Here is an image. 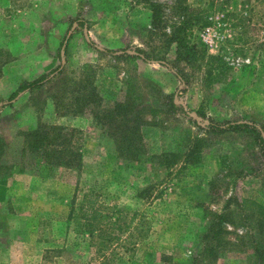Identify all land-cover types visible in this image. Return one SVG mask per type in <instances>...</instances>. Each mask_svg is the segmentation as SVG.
Returning a JSON list of instances; mask_svg holds the SVG:
<instances>
[{"label": "rangeland", "instance_id": "374dc122", "mask_svg": "<svg viewBox=\"0 0 264 264\" xmlns=\"http://www.w3.org/2000/svg\"><path fill=\"white\" fill-rule=\"evenodd\" d=\"M46 125L80 166L23 156ZM260 135L264 0H0V264H264Z\"/></svg>", "mask_w": 264, "mask_h": 264}, {"label": "trees", "instance_id": "16d2710c", "mask_svg": "<svg viewBox=\"0 0 264 264\" xmlns=\"http://www.w3.org/2000/svg\"><path fill=\"white\" fill-rule=\"evenodd\" d=\"M77 22L83 23V21H79V20ZM204 25H208V23L205 22ZM90 44L92 45V43ZM100 50L102 52H106V50L103 49ZM144 59L149 60L146 57H144ZM157 61L164 66L167 67L169 66L161 59ZM58 74L59 75L63 74V70H61V67L53 71L48 76H44L32 82L23 84L22 86L19 87L17 92L13 94L10 101H8V103L6 104L11 105L12 103H14L20 94L27 92L30 93V92H34L35 90L41 89L46 84L53 81L56 78V76H58ZM80 90H84V88L81 87ZM93 94L90 90L87 93L85 92L78 93L76 92V87H75V90L73 92L75 105H77L79 109H83V107H87V105L89 106V104H91L92 102H96V98H93L94 96ZM231 128L254 129L256 132H259V130L255 126L247 123L233 124L231 125ZM213 129L219 130L220 128L213 127ZM66 131H68L69 133H66ZM75 132H76L75 130H69L64 128L63 126H47V125L41 126L29 132H23L21 135L23 136V141H24V146L22 147V154L25 158L31 156L34 157V159H38L40 162L47 163L48 165H61V166H66L67 168H76L77 166H80L82 162V155L77 150L79 146H77V142L75 141ZM259 140H260V145L263 146L264 148V139L261 135L259 136ZM31 164H35V163L31 162ZM13 166L16 167L18 165L14 163ZM20 172H22V170ZM85 202L87 204L88 211L87 212L85 211L83 215L85 216V218H89L92 221V223L97 221L102 222L103 220L109 219L108 215H103V213L95 209V203H93L91 200H88V196L86 197ZM217 219L220 221V224L226 222L225 215L217 216ZM259 226L260 228H262L264 226V223H260ZM220 233L221 232L219 231L215 233L214 238H218L219 237L218 235ZM215 240L219 241V239H215ZM262 242H264V240ZM262 242L259 241L258 245L256 246V255L259 258V260H264V243ZM205 253L210 255L209 256L210 259H215L214 256H216L215 255L216 253L214 252V250L206 249Z\"/></svg>", "mask_w": 264, "mask_h": 264}, {"label": "crops", "instance_id": "0c3cea01", "mask_svg": "<svg viewBox=\"0 0 264 264\" xmlns=\"http://www.w3.org/2000/svg\"><path fill=\"white\" fill-rule=\"evenodd\" d=\"M9 21V29H13V19H11V20H8ZM14 22H17V20L16 19H14ZM7 38H9L10 39V41H8V40H6L4 43H2V44H4V46H9V45H13V39H12V36L9 34L8 36H7ZM1 41H4V40H1ZM8 41V42H7ZM53 71H55V70H53ZM53 71H51V72H48V73H45V74H42V75H40L39 77H37L35 80H37V79H39V78H41V77H44V76H48L49 74H51ZM34 81V80H33ZM30 82H32V81H30ZM22 85V84H21ZM20 85V86H21ZM19 89V88H18Z\"/></svg>", "mask_w": 264, "mask_h": 264}, {"label": "built area", "instance_id": "2783aa9c", "mask_svg": "<svg viewBox=\"0 0 264 264\" xmlns=\"http://www.w3.org/2000/svg\"><path fill=\"white\" fill-rule=\"evenodd\" d=\"M210 31V29H207V32H209Z\"/></svg>", "mask_w": 264, "mask_h": 264}]
</instances>
